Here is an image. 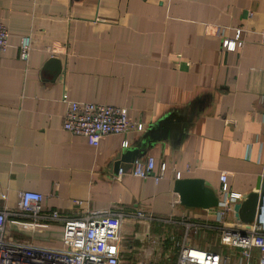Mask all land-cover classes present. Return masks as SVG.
Instances as JSON below:
<instances>
[{"label": "crops", "instance_id": "crops-1", "mask_svg": "<svg viewBox=\"0 0 264 264\" xmlns=\"http://www.w3.org/2000/svg\"><path fill=\"white\" fill-rule=\"evenodd\" d=\"M0 22V208L36 191L44 211L64 217L139 209L211 222L215 206L179 203L172 166L217 198L221 172L241 195L264 176V0H0ZM238 28L242 46L225 50L216 31L232 38ZM68 100L121 106L143 129L90 146L61 126ZM146 155L153 174L166 165L157 182L130 174ZM6 234L67 245L57 220L9 216Z\"/></svg>", "mask_w": 264, "mask_h": 264}, {"label": "built area", "instance_id": "built-area-1", "mask_svg": "<svg viewBox=\"0 0 264 264\" xmlns=\"http://www.w3.org/2000/svg\"><path fill=\"white\" fill-rule=\"evenodd\" d=\"M206 28L207 25L204 31H207ZM216 33L225 50L234 51L242 46L239 28L235 30L232 38L222 35L220 29ZM261 34L264 40V30ZM6 40L7 31L0 22V51L5 50ZM28 51L29 37L22 36L19 40V58L25 61ZM261 120L264 122V116ZM143 124L141 120L131 119L121 106L68 100L61 126L72 135L82 136L88 145L94 147L99 138L105 134L124 133L132 129L141 131ZM123 146H126L125 141ZM154 167L153 157L146 155L133 160L130 174L140 179L151 175L153 181L157 182L162 177L166 165L160 162L153 174ZM185 168L187 170L188 166ZM121 171L122 169H118L119 173ZM171 171L175 180L181 178L180 170L172 166ZM225 178V173L221 172L220 197L211 222L160 217L139 209L132 212L110 209L88 210L77 217H64L56 210L44 211L40 205V193L22 191L15 210L0 208V264H121L119 242L121 223L124 219L183 225L185 231L180 242L177 243L174 264H264V232L254 221L242 223L234 217L233 205L240 200L241 194L231 191ZM1 196L4 198V195ZM74 203L79 202L74 200ZM9 216L61 221L66 247H43L11 239L6 234V222ZM203 229L216 234L220 246L217 251L188 243L189 230L196 232Z\"/></svg>", "mask_w": 264, "mask_h": 264}, {"label": "rangeland", "instance_id": "rangeland-1", "mask_svg": "<svg viewBox=\"0 0 264 264\" xmlns=\"http://www.w3.org/2000/svg\"><path fill=\"white\" fill-rule=\"evenodd\" d=\"M135 222L124 223L121 226L120 241H122L123 246L121 252L124 263L174 264L177 243L180 242L185 227L169 222L157 223L142 220ZM199 231L189 230L187 232L188 239H193L196 243L199 241L201 246L205 245V248L217 251L220 246L216 234L207 232L202 236Z\"/></svg>", "mask_w": 264, "mask_h": 264}, {"label": "water", "instance_id": "water-1", "mask_svg": "<svg viewBox=\"0 0 264 264\" xmlns=\"http://www.w3.org/2000/svg\"><path fill=\"white\" fill-rule=\"evenodd\" d=\"M115 161H118V157H115ZM173 191L177 194L179 203L187 208H210L217 205L218 198L214 191L198 178L174 180ZM233 211L238 221H254L264 232V176L256 178L253 189L241 195L240 200L233 205Z\"/></svg>", "mask_w": 264, "mask_h": 264}, {"label": "trees", "instance_id": "trees-1", "mask_svg": "<svg viewBox=\"0 0 264 264\" xmlns=\"http://www.w3.org/2000/svg\"><path fill=\"white\" fill-rule=\"evenodd\" d=\"M135 221H138V220H134V219H124V220L122 221V223H121V226H122V224H124V223H131V222H135ZM135 223H136V222H135ZM177 228L180 229L179 227H177ZM120 238H121V236H120ZM121 247H123V246H122V241L119 242V256H120L119 259H120L121 264H125L124 261H123V259H122ZM151 257H154V256H151ZM175 258H176V255H175ZM175 258H174V260H175Z\"/></svg>", "mask_w": 264, "mask_h": 264}]
</instances>
